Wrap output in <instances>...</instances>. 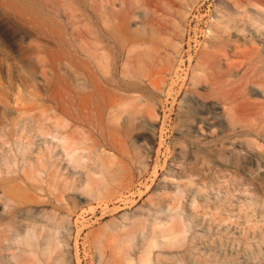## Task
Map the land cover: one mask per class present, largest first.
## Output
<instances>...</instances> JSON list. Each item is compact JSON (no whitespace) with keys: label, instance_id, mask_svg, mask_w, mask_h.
I'll return each instance as SVG.
<instances>
[{"label":"rangeland","instance_id":"obj_1","mask_svg":"<svg viewBox=\"0 0 264 264\" xmlns=\"http://www.w3.org/2000/svg\"><path fill=\"white\" fill-rule=\"evenodd\" d=\"M52 6L0 11V264H264V95L223 40L264 47V0Z\"/></svg>","mask_w":264,"mask_h":264},{"label":"bare ground","instance_id":"obj_2","mask_svg":"<svg viewBox=\"0 0 264 264\" xmlns=\"http://www.w3.org/2000/svg\"><path fill=\"white\" fill-rule=\"evenodd\" d=\"M38 1V0H37ZM31 0H0V11L3 12H9V13H13L17 16V18H21L24 19L26 21H28L29 23L37 26H45L49 29L50 24L52 23V19L54 20V17H52V13L55 11H53V0H40L39 5L35 6L31 5ZM36 2V0H35ZM34 2V3H35ZM56 2V1H54ZM64 2V1H63ZM67 2V1H66ZM65 2V3H66ZM33 3V2H32ZM59 3V2H58ZM76 3V2H75ZM74 3V4H75ZM55 4V3H54ZM77 4V3H76ZM75 4V5H76ZM58 6V5H57ZM61 6V5H60ZM68 6V5H66ZM56 9V8H55ZM242 9V15L244 14H248L249 16V20L247 23H251V21H253L254 19L251 17L250 13L252 12V8L249 6H243L241 7ZM62 10V9H61ZM53 11V12H52ZM57 11V10H56ZM4 13V14H5ZM8 13V14H9ZM7 14V15H8ZM57 15V13L55 14ZM16 18V17H15ZM16 18V19H17ZM70 19V18H69ZM18 20V19H17ZM61 20H64L61 19ZM68 20V19H67ZM22 21V20H21ZM20 21V22H21ZM56 21V19H55ZM241 21H245L244 19H242ZM64 22V21H63ZM68 22H70L68 20ZM256 22V24L260 23L259 25H263L264 26V16L260 15L259 20L258 21H254ZM24 23V21H23ZM246 23V21H245ZM25 24V23H24ZM55 24V23H54ZM233 23L229 22L227 24H225V35L223 36V40L228 41L230 44H237L238 42H244L245 44H249L252 45L251 49L246 50V51H240V49H238L236 47V49L234 51H236L237 54L241 55L243 57V60L240 64H236V63H231L229 65V67L232 69V72L235 70L240 69L243 65L245 66V69H247L245 76L243 77V82H244V86L246 89L255 92L256 94H260V91H262V94L264 95V47L261 46H257L256 42H252L249 43L248 38L246 37V34L244 33L246 31V29L243 28V26H240L239 24H235L232 26ZM27 25V24H26ZM30 25V24H29ZM32 25V26H33ZM52 25V24H51ZM62 25V22H61ZM252 27H254V30H256V25L252 24ZM34 27V26H33ZM43 27V28H45ZM36 28V27H35ZM39 28V29H38ZM37 30H40V27L37 26L36 28ZM42 31H44L43 29H41ZM40 30V31H41ZM222 30V31H223ZM251 30V33L254 31ZM222 35V34H221ZM260 35H264V30H260L259 28H257L256 32L253 33V40L256 39L257 37H259ZM49 36V35H48ZM66 36V35H64ZM227 43V42H226ZM232 47V46H231ZM2 48V43L0 42V50ZM235 48V47H234ZM233 49V47H232ZM232 51V50H231ZM226 57V56H225ZM231 58V57H230ZM212 65V64H211ZM218 66V65H217ZM220 67V66H219ZM228 69V68H227ZM226 73V72H225ZM225 77V76H224ZM220 81V80H219ZM225 88V87H224ZM245 90V89H243ZM245 96V95H244ZM263 102V101H262ZM260 107H262L264 109V102L260 104ZM248 114V113H247ZM11 125V123H10ZM13 127V126H12ZM10 128V126H9ZM11 130V129H10ZM14 131V130H13ZM3 132V131H2ZM11 132V131H10ZM7 135V134H6ZM255 150V149H254ZM5 201V200H4ZM7 201V200H6ZM3 203V202H2ZM2 226V225H1ZM1 230V229H0ZM4 231V230H3ZM2 231V232H3ZM6 232V231H5ZM3 232V233H5ZM2 235V233H1ZM4 236V235H3ZM7 236V235H6ZM5 236V237H6ZM2 237V236H0ZM1 239V238H0ZM4 239V238H3ZM6 239V238H5ZM30 240V239H29ZM28 240V241H29ZM1 241H5V240H1ZM0 241V242H1ZM32 241H36V240H32ZM38 241V240H37ZM39 242V241H38ZM37 242V243H38ZM35 243V244H37ZM6 244V243H5ZM16 244V243H15ZM11 245V244H9ZM33 248L35 247V251L37 250L36 248H38L37 246H34V242H33ZM31 245V246H32ZM5 246V245H4ZM8 246V245H7ZM40 246V245H38ZM9 247V246H8ZM13 247V245H12ZM7 248V247H6ZM17 248V247H15ZM32 248V249H33ZM9 249V248H8ZM31 249V250H32ZM18 249H16V252ZM13 251V250H11ZM9 250V252H11ZM15 251V250H14ZM22 251V250H21ZM29 251V250H28ZM33 251V250H32ZM8 252V250H7ZM15 252V253H16ZM13 253V252H12ZM14 253V254H15ZM26 254V253H25ZM4 255V253H3ZM13 255V254H12ZM15 256V255H14ZM16 256H19V254H17ZM15 256V257H16ZM33 256L34 252H33ZM13 257V256H12ZM21 257V255H20ZM31 257V256H29ZM19 258V257H18ZM23 258V257H21ZM25 258V257H24ZM28 259V258H27ZM34 259V258H32ZM20 260V258L18 259ZM23 260V259H22ZM21 260V261H22ZM29 260V259H28ZM25 261V260H24ZM34 261V260H33ZM20 262V261H19ZM29 262V261H27ZM52 262V261H51ZM32 263V262H29ZM34 263V262H33ZM47 263V262H46ZM50 263V262H49ZM48 263V264H49ZM21 264V263H20Z\"/></svg>","mask_w":264,"mask_h":264}]
</instances>
